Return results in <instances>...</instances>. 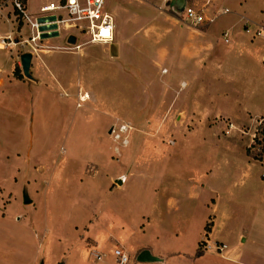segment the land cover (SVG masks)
Instances as JSON below:
<instances>
[{
	"label": "crops",
	"instance_id": "obj_1",
	"mask_svg": "<svg viewBox=\"0 0 264 264\" xmlns=\"http://www.w3.org/2000/svg\"><path fill=\"white\" fill-rule=\"evenodd\" d=\"M49 1L52 0H27V9L36 15ZM185 1L189 4V0ZM104 5L113 17V41L117 46L114 54L102 49L104 60L120 59L132 39L148 43V78L138 73L141 70L137 66L132 72L134 81L143 87L146 106L142 112L148 111V127L138 126L136 135L143 141L144 151L161 152L176 143L175 137L192 142L210 136L215 145L226 147V154L210 165L187 167L188 177L138 176L135 165L130 164L126 175L108 171L106 200L113 202L107 208L100 207L106 215L103 211L100 215H87L78 223L71 221L67 228L72 236L66 240L70 246L66 250L77 247L75 255L63 251L57 258L49 255L47 259L44 249L52 243L51 239L60 243L62 237L55 235V226L42 228L28 217V231L39 237L38 247L43 249L36 262L118 264L115 254H105L108 245L113 253L119 249L129 257L126 264H264V149L258 155L249 148L255 124L264 119V30L256 34L258 29H264V0H208L205 17L210 22L199 26L185 23L175 8L167 7L163 0H104ZM27 33L28 27L18 23L10 9L0 10V37L21 40ZM68 33L76 37L74 44L77 36L83 38L78 31L61 30L59 36L37 42L39 48L35 50L28 43H10L0 48L3 134L13 129L20 131L18 125L11 128L1 115L10 106L14 111L21 109L23 98L15 95L33 88L62 96L68 94L66 87H77L81 100L93 94L97 102L107 103L97 91L87 93L85 75L80 74L83 61L87 67L98 57L83 51L85 44L70 47L71 51L60 50V42H67ZM224 33L228 41H224ZM58 51L81 62L77 81L68 82L63 67L45 63ZM24 52L32 54L31 78L25 77L21 69L20 56ZM117 102H121L120 95ZM103 115L95 122L108 138L101 148L112 162L109 127L119 124L121 113L106 110ZM17 147L0 144V156L10 167L7 178L19 189L23 187L17 197L0 183V218L9 217V210L18 199L15 220L21 222L26 206L34 205L37 191L34 176L30 180L24 177L25 167L32 165L31 156H24ZM96 157H89L86 162L99 171L100 161L93 160ZM257 165L260 176L251 174ZM148 168L154 169L153 160L148 161ZM193 202L196 203L191 207ZM197 208L202 211L198 225L194 215ZM207 224L210 229L206 235ZM89 248L94 257L87 256Z\"/></svg>",
	"mask_w": 264,
	"mask_h": 264
},
{
	"label": "rangeland",
	"instance_id": "obj_2",
	"mask_svg": "<svg viewBox=\"0 0 264 264\" xmlns=\"http://www.w3.org/2000/svg\"><path fill=\"white\" fill-rule=\"evenodd\" d=\"M198 1L200 2L189 0V4L205 15L208 0ZM168 11L171 10L168 9ZM77 37V43L87 39L86 36ZM60 43L62 45L59 46L60 50L71 51L69 50L70 43L65 40ZM94 43H87L83 47V51L92 52L98 57V61L88 62L86 65L88 68L85 67L86 61L81 63L73 55L59 51L56 52L55 57L47 59L45 63L51 67L53 65L63 67L65 70L63 75L68 82L77 81L78 64H83V72L80 74H83V77L85 75L83 84L87 93L97 91L107 103L97 102L93 99V94L91 97L87 94V99L81 100L77 87H66L68 94L62 93V96L53 95L44 88H33L15 95V97L23 98L21 109L14 111L10 106L9 110L3 111L1 115L7 119L11 128L18 125L20 131L16 132L13 129L5 134L0 131V144H17L21 154L31 156L32 165L25 167L24 177L30 180L31 176H34L37 192H35L34 205L26 206V215L21 222L15 220L20 206L18 199L11 206L9 217L0 218V264H38L36 261L41 258L42 252L39 253V250L42 248L38 247L39 237L28 231L30 229L28 217H31L42 228L55 226L57 229L55 235L62 237L60 243L51 239L52 243L44 249L47 259L49 255L57 258L63 251L67 253L69 250L66 248L70 246L66 244V240L72 236L67 229L70 222L78 223L87 215H100V211H103L100 207L104 205L107 208V204L113 202L106 200L108 190L105 189V179L108 171L126 175L129 173L126 168L130 164L135 165L134 172L138 176L148 177V175L155 174L159 177H188L190 175L187 167L194 164L201 167L204 163L210 165L217 160H222L223 155L226 154V147L223 144L215 145L209 140L212 138L210 136H205V140L198 137L192 142H184L180 137H175L174 145L167 144L168 148L161 152H153L155 154L146 153L143 141L136 135L138 126L148 127V111L142 112L146 106L144 105L143 87L141 83L134 81L132 72L135 73L133 69L137 66L141 70L138 73L144 79L148 78V43L139 38L132 39L129 46L122 50V57L110 61L104 60L101 54L103 48L110 49L112 54L117 52L114 41ZM35 46L39 48L38 44ZM29 47L34 50L32 46ZM118 95L121 98L120 104L117 102ZM102 105L105 107L103 108ZM106 110L121 113V118L117 123H126L130 126L127 132L128 145L122 146L110 137L108 145L113 151L114 160L112 162L107 159L105 151L101 148V144L106 145L108 138L101 132L99 124L95 122V119L100 121ZM133 110L137 112L130 116ZM87 115L88 119H86ZM257 125L256 123L253 131ZM92 156H97L93 160L100 161L99 171L94 165L88 163L90 160H86ZM149 160H153L154 169L148 168ZM9 171L10 167L0 156V183L18 197L23 187L19 189L18 184H12L7 178ZM237 171L233 172L238 173ZM251 174L260 176L258 165L252 169ZM23 182L25 183V180ZM113 192L116 193L118 190H113ZM92 194L95 195L92 196ZM195 203L193 202L190 206L192 207ZM104 214L106 215V212ZM194 215L196 225H198L197 221L202 218V211L197 208ZM105 247L107 257H112L113 249H110L108 245ZM76 250L77 247L70 250V255H75ZM91 252L93 251L89 248L87 253L89 258L94 257Z\"/></svg>",
	"mask_w": 264,
	"mask_h": 264
},
{
	"label": "built area",
	"instance_id": "obj_3",
	"mask_svg": "<svg viewBox=\"0 0 264 264\" xmlns=\"http://www.w3.org/2000/svg\"><path fill=\"white\" fill-rule=\"evenodd\" d=\"M163 1L169 7L173 0ZM185 3L178 14L185 23L199 26L210 22V19L206 18L200 10L186 1ZM2 9H10L16 21L28 27V33L26 38L21 40L10 36L0 37V48L10 43L15 45L28 43L35 50V45L41 41L39 39L40 32L38 31L37 18L49 15L55 16L54 23L57 24L59 32L61 30L78 31L81 35L86 36L87 39L81 43L69 44L71 47L78 48L83 44L94 42L111 43L114 38L113 17L105 9L104 0H52L42 5L36 15L29 13L27 0H0V10ZM263 30L262 28L258 29L256 34L260 35ZM70 34L68 33L67 36ZM223 36L224 41H228L227 34L224 33ZM257 124L249 144V148L255 154L260 153L264 147V119H259ZM129 129L128 124L119 123L112 125L109 128V133L112 140L126 146L128 144L127 132ZM261 177L264 179V172H262ZM114 254L117 257L118 264H126L129 261V257L119 249H114Z\"/></svg>",
	"mask_w": 264,
	"mask_h": 264
},
{
	"label": "water",
	"instance_id": "obj_4",
	"mask_svg": "<svg viewBox=\"0 0 264 264\" xmlns=\"http://www.w3.org/2000/svg\"><path fill=\"white\" fill-rule=\"evenodd\" d=\"M184 4H185V0H173L170 3V5L173 6L178 13L181 11ZM54 20H55L54 15L37 18V22L39 23L38 31L40 32L39 33L40 40L59 36L57 24L54 23ZM75 42H76V37L73 34H70L67 37V43L74 44ZM31 57H32L31 52H24L20 56V64H21L22 72L24 76L28 78L32 77L29 72ZM25 201L28 202V199L25 198Z\"/></svg>",
	"mask_w": 264,
	"mask_h": 264
},
{
	"label": "trees",
	"instance_id": "obj_5",
	"mask_svg": "<svg viewBox=\"0 0 264 264\" xmlns=\"http://www.w3.org/2000/svg\"><path fill=\"white\" fill-rule=\"evenodd\" d=\"M263 149H264V147H263ZM263 149H262V150H263ZM209 227H210L209 224H207V225H206V228H205V230H206V235H207V233H208V231H209V229H210ZM200 253H201V250L198 249V250H197V254H200Z\"/></svg>",
	"mask_w": 264,
	"mask_h": 264
}]
</instances>
